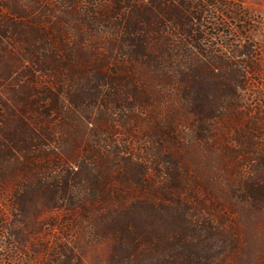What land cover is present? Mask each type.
I'll list each match as a JSON object with an SVG mask.
<instances>
[{"label": "trees", "instance_id": "trees-1", "mask_svg": "<svg viewBox=\"0 0 264 264\" xmlns=\"http://www.w3.org/2000/svg\"><path fill=\"white\" fill-rule=\"evenodd\" d=\"M21 1L0 0V264H264L261 71L206 32L232 5Z\"/></svg>", "mask_w": 264, "mask_h": 264}, {"label": "rangeland", "instance_id": "rangeland-1", "mask_svg": "<svg viewBox=\"0 0 264 264\" xmlns=\"http://www.w3.org/2000/svg\"><path fill=\"white\" fill-rule=\"evenodd\" d=\"M21 1V0H20ZM59 0H53L52 3H58ZM191 3V5H201L203 7H208L211 5H216L218 7V3H220L222 0H186ZM29 2V4H28ZM87 3H96L97 5H106L108 0H86ZM225 2L229 3L231 6V9L228 8L225 11V15H222L220 12L223 11L221 8L220 11H215V13L212 16V18H207V24H206V32L207 35L214 37L216 44H218V48L222 51L225 50L224 44L222 43H228L230 45L241 47L245 45L251 46L250 50L253 51L254 57L253 63L256 64L261 73L259 75H254V85L250 88V91L246 93V105H249L253 108V110H257L258 106L256 103L258 101L262 102V107L260 110L262 113L264 112V0H225ZM51 3V4H52ZM21 4L23 6L30 9L33 14H39L41 13V10L39 8V5H35V0H22ZM58 6V5H57ZM88 6V5H87ZM89 7V6H88ZM49 14L52 16V21L56 20L55 22L58 23L61 18L65 20V18L62 17V13L65 11L62 10L61 7H58L57 10L53 6H49ZM93 9V8H91ZM100 9V8H99ZM52 10H55L53 12ZM81 11H79L81 14L85 11V8H80ZM36 12V13H34ZM66 17V16H65ZM216 19V20H215ZM21 21H15L17 24L23 22ZM33 24L35 23L34 21ZM0 26H3V23L0 24ZM105 31L100 35L103 39L107 40V35L104 34ZM222 36H219L221 35ZM76 35V34H75ZM91 37V36H90ZM89 37L90 43L94 41L97 42L95 39H91ZM225 38V39H224ZM73 39V38H72ZM106 42L98 41L96 43L97 46H99L101 49L103 47H106L104 44ZM222 45V46H221ZM102 52H105L102 49ZM238 63H241L242 58L235 60ZM254 110V111H255ZM258 111V110H257ZM264 114V113H263ZM259 122L262 123V119L260 116H258ZM228 154V153H227ZM204 157L210 161L213 165V175L216 177H219L220 174H222L224 171L223 165L224 161L222 160V156L219 155L218 152H204ZM228 157L230 158V154H228ZM222 160V161H221ZM225 160V159H224ZM227 162V161H226ZM230 165L229 162H227V166ZM225 165V169L227 168ZM2 255V252L0 251V256ZM31 264V262H29ZM86 264H97V262L93 263H86Z\"/></svg>", "mask_w": 264, "mask_h": 264}]
</instances>
